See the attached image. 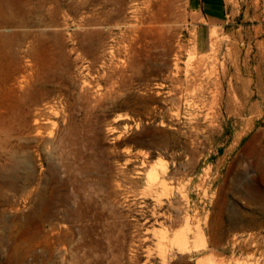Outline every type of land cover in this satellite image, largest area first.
Instances as JSON below:
<instances>
[{
	"label": "rangeland",
	"instance_id": "374dc122",
	"mask_svg": "<svg viewBox=\"0 0 264 264\" xmlns=\"http://www.w3.org/2000/svg\"><path fill=\"white\" fill-rule=\"evenodd\" d=\"M40 1L68 26L0 81V127L53 137L2 134L0 264H264V0Z\"/></svg>",
	"mask_w": 264,
	"mask_h": 264
},
{
	"label": "bare ground",
	"instance_id": "6f19581e",
	"mask_svg": "<svg viewBox=\"0 0 264 264\" xmlns=\"http://www.w3.org/2000/svg\"><path fill=\"white\" fill-rule=\"evenodd\" d=\"M52 1L54 2V0H52ZM108 1L111 2V4L114 6V8L112 10H110V12L104 11L102 13L103 17L105 18V21H106L107 17L110 18L111 15H113V13L114 14H120L121 12H123L126 5H128V4H126V0H108ZM151 1L152 0H143V2H142L144 8L147 9L148 11H150ZM106 2H107V0H104V2H102V6H103V3L105 4ZM39 3H42V2L40 0H38L37 2H35V0H0V81L14 80L15 78H18V75L21 74L22 71H24V70L29 72V70H31L33 68L35 61H37V59L40 58L38 56L39 48L43 46V53L51 54V53H49V51L51 52V48H52V46H50V42H49L50 39H52L53 37L59 38L60 37L59 28L68 26V22H69L70 17L68 18L66 16L67 14L65 15V13H64L63 16L61 17V18H63V21H62V23H60L58 21L59 19H57L56 17L59 13H63V12H60V10H58V9L57 10L56 9H54V10L48 9L49 10L48 13L45 12V13H47L46 15L45 14L38 15V13H41V9H42V6L36 7L37 4H39ZM47 5H49V4H47ZM129 10L132 12L133 15H135V17L137 19H141L143 24H144V22L145 23L149 22V19L151 16H149V18H147L146 20H145L146 17L143 19V15H144L143 10H141L139 8H133V6L129 7ZM119 26H121V25L118 24L116 27H119ZM128 27H129V25H128ZM101 32H100V34H101ZM261 45H264V42H262ZM47 51H48V53H47ZM37 56H38V58H37ZM263 58H264V55H263ZM258 73H260V76H262V77L264 76V70L262 71L261 67L258 68ZM32 74L33 73H29V75H31V76H32ZM31 76H29L28 78H31ZM22 77L24 78L25 76H22ZM25 117H28V116L25 115ZM40 117H43V115L38 116V113H36L33 128H31L32 125H30L29 122L27 123V120H22V118L19 120V122L17 124V129H14L13 128L14 126L13 127L11 126L9 128L8 127L1 128L2 123H3V122H1L2 121L1 120L0 121V126H1L0 127V144L5 145L7 139H5L6 137L4 138V136H3V138H1V137H2V134L6 135V133L10 130H15L14 133L19 131L21 134H23L22 130H28L29 129L31 133L34 132L35 136H43L44 134H46L47 138L49 139L48 141H51L53 134L48 132L47 128L45 126V124L50 122V118H47V121L45 123H41ZM16 119H18V118H16ZM16 119H14V120H16ZM22 136L20 135V137H22ZM7 137H9V134ZM26 137H28V135H26ZM7 141H9V140H7ZM7 144L9 146V143H6V145ZM9 149L10 148H8V150ZM2 152H4V151H2ZM62 158L63 157H61V159ZM63 162L64 161H62V163ZM68 167H69L68 163L64 162L62 168H65L66 173L68 171ZM56 179H59V178H56ZM61 180H62L60 182V183H62L61 189H60V187H58L56 185H52L49 188V195H48L49 196L48 197L49 198V205L53 211L56 210V208L58 206V200L60 198L63 199V202H64V199L68 200V198H69L67 196V194L65 193L67 177L64 176L63 179H61ZM58 182H59V180H58ZM55 184H56V182H55ZM31 188H34V187H31ZM47 191H48V189H47ZM93 194H95V193H93ZM88 197H89V195H88ZM60 201L61 200H59V202ZM93 201L91 200V198H87L82 203H80L78 206L80 209H83V210L84 209H86V210L92 209L95 207ZM40 204H41V202H40ZM97 209H98V207H97ZM97 209H96V211H98ZM80 212H81V210H80ZM81 216H83V215H81ZM189 230H191V229L189 228ZM55 232H56V226H55V224H53L51 227V234L53 233V235H54ZM197 235H199L201 237L203 234L201 231L198 230ZM186 237H187V235H186ZM186 237H184V238H186ZM181 241H183V240L180 237V243H182V245H180V246L185 247V246H183V242H181ZM184 242H185V239H184ZM182 247H180L181 249L179 250L180 251L179 253H184L186 251V248H182ZM53 264H55V263H53ZM202 264H204V262H202Z\"/></svg>",
	"mask_w": 264,
	"mask_h": 264
},
{
	"label": "crops",
	"instance_id": "0c3cea01",
	"mask_svg": "<svg viewBox=\"0 0 264 264\" xmlns=\"http://www.w3.org/2000/svg\"><path fill=\"white\" fill-rule=\"evenodd\" d=\"M194 11L200 13L208 23H217L224 15V7L220 0H191Z\"/></svg>",
	"mask_w": 264,
	"mask_h": 264
}]
</instances>
